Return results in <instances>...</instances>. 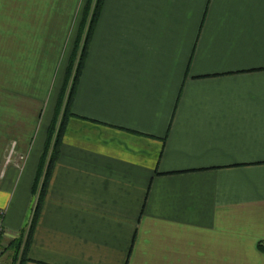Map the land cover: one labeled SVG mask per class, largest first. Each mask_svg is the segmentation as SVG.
<instances>
[{
  "label": "crops",
  "instance_id": "1",
  "mask_svg": "<svg viewBox=\"0 0 264 264\" xmlns=\"http://www.w3.org/2000/svg\"><path fill=\"white\" fill-rule=\"evenodd\" d=\"M83 3L0 0V247L264 264V0H103L33 221Z\"/></svg>",
  "mask_w": 264,
  "mask_h": 264
},
{
  "label": "trees",
  "instance_id": "2",
  "mask_svg": "<svg viewBox=\"0 0 264 264\" xmlns=\"http://www.w3.org/2000/svg\"><path fill=\"white\" fill-rule=\"evenodd\" d=\"M102 4L103 0H84L82 6L81 19L78 25L75 41L73 43V48L68 60L63 84L57 99L54 117L48 129L47 141L44 148V155H46L48 152H50V155L45 170L43 172L42 183L38 189L39 193L34 209L33 221L40 209L50 171L57 158L58 145L63 136L67 119L73 116L70 110L73 92L84 64L87 47L99 12L102 8ZM42 170L43 164L39 166L37 176L33 185V192H36L37 190L39 179L42 176ZM26 245L27 246L25 247V249L21 253V256L18 259L17 253L19 251L20 240L13 241L9 244L8 248L11 247L15 251V256L13 258L14 264L16 263V261H18L17 264H23L25 262L28 242H26ZM257 247L259 250L264 252V242L259 243Z\"/></svg>",
  "mask_w": 264,
  "mask_h": 264
},
{
  "label": "rangeland",
  "instance_id": "3",
  "mask_svg": "<svg viewBox=\"0 0 264 264\" xmlns=\"http://www.w3.org/2000/svg\"><path fill=\"white\" fill-rule=\"evenodd\" d=\"M10 160L9 158H7V161ZM29 234V233H28ZM27 235H22V237L20 239H17V240H20V246H19V251L17 253V256H18V259L19 257L21 256V253L23 252V250L25 249V247L27 246L26 245V242H27ZM16 240V241H17ZM9 246V245H8ZM5 248V249H2L0 247V256L2 254V252L4 253V256H3V259H1L0 261V264H10V261L14 258L15 256V251L13 248L9 247L8 248ZM13 257V258H12ZM14 261L12 260L11 264L13 263ZM18 261H16L15 264H17ZM14 264V263H13Z\"/></svg>",
  "mask_w": 264,
  "mask_h": 264
},
{
  "label": "built area",
  "instance_id": "4",
  "mask_svg": "<svg viewBox=\"0 0 264 264\" xmlns=\"http://www.w3.org/2000/svg\"><path fill=\"white\" fill-rule=\"evenodd\" d=\"M2 233V226H1V214H0V234Z\"/></svg>",
  "mask_w": 264,
  "mask_h": 264
}]
</instances>
